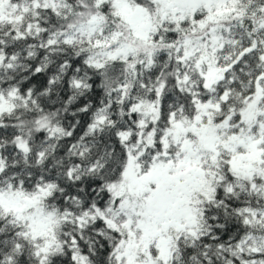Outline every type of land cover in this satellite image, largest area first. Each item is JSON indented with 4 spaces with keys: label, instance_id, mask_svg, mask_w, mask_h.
<instances>
[{
    "label": "snow or ice",
    "instance_id": "snow-or-ice-1",
    "mask_svg": "<svg viewBox=\"0 0 264 264\" xmlns=\"http://www.w3.org/2000/svg\"><path fill=\"white\" fill-rule=\"evenodd\" d=\"M0 264H264V0H0Z\"/></svg>",
    "mask_w": 264,
    "mask_h": 264
}]
</instances>
